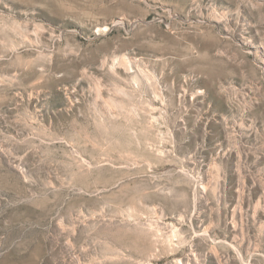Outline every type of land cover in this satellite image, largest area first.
<instances>
[{"label": "rangeland", "instance_id": "1", "mask_svg": "<svg viewBox=\"0 0 264 264\" xmlns=\"http://www.w3.org/2000/svg\"><path fill=\"white\" fill-rule=\"evenodd\" d=\"M0 264H264V0H0Z\"/></svg>", "mask_w": 264, "mask_h": 264}]
</instances>
